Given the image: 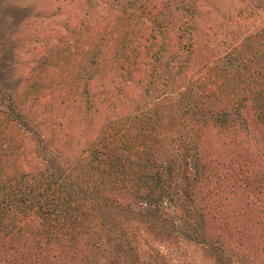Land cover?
Listing matches in <instances>:
<instances>
[{
    "label": "trees",
    "instance_id": "obj_1",
    "mask_svg": "<svg viewBox=\"0 0 264 264\" xmlns=\"http://www.w3.org/2000/svg\"><path fill=\"white\" fill-rule=\"evenodd\" d=\"M171 2L118 1L120 37L82 42L67 23L70 39L46 37L22 91L0 71V264H100L108 213L136 202L218 264H264V26L192 74L199 0ZM172 17L177 52L163 60ZM133 88L142 100L123 112ZM76 113L101 127L62 158L47 133Z\"/></svg>",
    "mask_w": 264,
    "mask_h": 264
},
{
    "label": "rangeland",
    "instance_id": "obj_2",
    "mask_svg": "<svg viewBox=\"0 0 264 264\" xmlns=\"http://www.w3.org/2000/svg\"><path fill=\"white\" fill-rule=\"evenodd\" d=\"M118 1L123 0H0L2 77L14 89L23 90L31 70L39 68L38 59L46 37L64 36L66 40L71 36L64 30L67 23L68 28H77L80 33L77 38L82 42L92 40L111 27L122 36L115 10ZM179 2L172 0L171 4L175 7ZM171 21L169 30L163 34L165 43L169 44H165L163 60L177 52L179 22L175 17ZM195 23L192 74L215 62L246 35L264 26V0H199ZM158 42L162 43L163 38H158ZM82 57L70 56L61 68L50 71L51 75L55 78L58 73L66 74ZM110 57L106 55L107 60ZM57 81L61 82V78ZM230 82L231 86L236 84V80ZM142 94L139 88L129 89L127 97L132 103L130 108H123V112L137 106ZM65 126L67 128L56 130L54 134L47 133V137L54 141L52 147L61 152L62 158H69L79 154L85 143L94 140L101 118L90 122L76 113ZM159 214L162 212L141 202L132 203L130 214L108 213L115 229L105 239V257L100 264H218L214 252L204 243L186 240L181 232L167 231L154 222Z\"/></svg>",
    "mask_w": 264,
    "mask_h": 264
}]
</instances>
